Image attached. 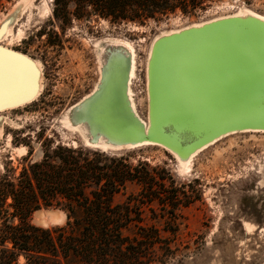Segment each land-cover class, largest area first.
Wrapping results in <instances>:
<instances>
[{"label": "rangeland", "instance_id": "374dc122", "mask_svg": "<svg viewBox=\"0 0 264 264\" xmlns=\"http://www.w3.org/2000/svg\"><path fill=\"white\" fill-rule=\"evenodd\" d=\"M53 6V0H0V47L38 61L37 76L43 85L36 99L0 110V174H20L24 166L40 161L58 145L102 150L85 143L92 134L82 118L90 117L94 129L115 133V109L108 100L122 76L129 104L128 86L132 92L134 113L145 123L152 122L151 130L158 136L163 134V124H172L174 131L166 137L172 144L177 145L178 133L198 138L222 133L181 161L178 152L158 142L122 149L109 143L105 150L127 153L133 164L146 161L165 167L193 196L177 220L180 249L165 264H264V107L254 95L253 100L239 101L241 93L233 92L264 86V40L225 24L204 28L155 52L160 41L176 32L213 21L232 19L264 27L256 18L264 17V0H219L198 16L176 14L144 25L95 17L62 19L54 15ZM9 25L12 32L5 34ZM130 49L135 67L131 78ZM216 52L223 58L231 55V74L226 77L222 71L211 91L206 72ZM115 58L121 61L119 66ZM19 67L30 70L23 64ZM104 74V109L101 101L84 115L76 113L74 106L102 84ZM5 101L0 100V107L10 103ZM125 131L129 132L122 123L120 132ZM97 138L106 141L103 135ZM135 190L130 185L127 193ZM124 197L119 195L116 201ZM142 215V223L164 226V220L152 218L148 210ZM29 220L47 228L63 225L66 216L59 207L42 206ZM17 264H23L22 256Z\"/></svg>", "mask_w": 264, "mask_h": 264}, {"label": "trees", "instance_id": "16d2710c", "mask_svg": "<svg viewBox=\"0 0 264 264\" xmlns=\"http://www.w3.org/2000/svg\"><path fill=\"white\" fill-rule=\"evenodd\" d=\"M216 1L53 0V13L144 25L198 16ZM130 185L136 190L127 193ZM119 195L125 197L116 201ZM192 200L165 167L133 164L123 152L58 145L20 174H0V264H17L19 256L23 264H165L180 249L177 220ZM42 206L61 208L65 223H30ZM146 210L164 226L142 223Z\"/></svg>", "mask_w": 264, "mask_h": 264}, {"label": "bare ground", "instance_id": "6f19581e", "mask_svg": "<svg viewBox=\"0 0 264 264\" xmlns=\"http://www.w3.org/2000/svg\"><path fill=\"white\" fill-rule=\"evenodd\" d=\"M256 18H257V21L259 23H263L264 24V17L256 16ZM225 20H230V19L219 20L217 22L213 21L212 23L206 24V25H204L202 27L201 26L200 27H196L195 26V27H193V29L185 31V32H176L173 36L160 41L155 47V52L158 51V48L163 49L164 47H166V45H168V44H170L172 42H175V41H177L180 38H183L185 36H182V37H179V38H176V39H172V40H168L170 38H173V37L178 36L180 34H186V33L188 35H190V34L196 35V34L200 33L201 31H203L204 28L205 29L206 28H219L223 24L222 25H218V24L220 22H222V21H225ZM235 22L241 23V24H248L246 22H240V21H236V20H235ZM230 25L234 26V24H230ZM133 27L137 28V26H133ZM206 30H208V29H206ZM11 32H12V29H11V26L9 25L6 28L5 34H10ZM18 33H19V31H18ZM188 35H186V36H188ZM18 38H20V37H18ZM165 40H168V41H165ZM163 41H165V42H163ZM176 43H178V42H176ZM119 47H122V46H119ZM132 49H130L129 51L127 50L128 52H130L129 53L130 54V69H129L130 78H131V75L133 76L134 69H135L134 62H133V51H132ZM163 51H164V49H163ZM163 51H162V53H163ZM14 52H16V51H14ZM16 53L20 54L21 56H24L25 58H27L30 63L26 62L24 60H21L20 58L14 56L12 54H9L7 52H4L3 50L0 49V79L3 81V84H4L3 85V84L0 83V100H6L5 102H10L8 104L2 105V106H5V107H7V105L15 103L19 99H21V98L25 97L26 95L30 94L35 89V87H36V96L35 97H37V95L40 93V91L42 89V86H43L39 82V78L37 76L38 75L37 73L41 70L39 62L30 59V57H27V56H25L22 53H18V52H16ZM230 58H231V55H228L225 58L221 57L219 52H216V53L213 54L212 60H211V67L206 72L207 77H208V80L206 81V85L209 86L211 91L214 89V87H217L218 80H219V79H217V77L219 76V74L222 71H225L226 77H230L231 73L228 74L229 70H230V68H229ZM19 64H23V65L29 67V69H30L29 72L22 71L20 69V67H19ZM32 66L36 70V74L33 73ZM36 84H37V86H36ZM242 84L245 86V88H247V83L246 82H242ZM257 86H258V89H256L255 91H253V89L249 90V91H240L238 88H234L233 92L236 93V94H240L241 93V95H240V97L238 99L239 101L243 97L248 98L249 100H253V95H254L257 99L260 100V104L264 107V86L262 88H260V89H259L260 85H257ZM127 91H128V96H129L131 108L135 110V108H134V106L132 104V101H133L132 98H131V93L132 92H131L129 86H128ZM225 96H226V94H225ZM35 97H34V99H36ZM21 105H23V104H21ZM13 107H17V106H10V108H13ZM3 108L4 107H0V110L3 109ZM7 119H5V121H7ZM142 122H144V121L142 120ZM8 123H11V122H8ZM76 125H77V123H76ZM144 126H145V129L148 132L151 131L156 136H158V133L153 132L154 130L153 131L151 130L153 128L152 122H150V124H147V122L146 123L144 122ZM147 131H145L146 134H147ZM227 132H229V130H226L224 133H227ZM220 134H222V133L218 132V133H211V134L205 136L204 137L205 139L209 138V137H210V139L205 141V142H203L202 144H200V145H198L196 147L191 148L190 150H188V149L182 150L181 154L177 155V158L181 161L183 158L194 156L195 153L198 150H202L203 148H205L208 145V143H213L214 139L217 136H219ZM145 142H154V141L145 140ZM85 143L88 144V145L89 144H93L96 147H100L102 149V151H105L106 148L108 147V144H109V142L102 141L99 138L96 140L95 143H92V142H90V137H86ZM142 144H144V143H142ZM128 145L130 147H134V146H132L129 143H128ZM139 145H141V144H138L136 146H139ZM24 152H25V150H24Z\"/></svg>", "mask_w": 264, "mask_h": 264}, {"label": "water", "instance_id": "95a60500", "mask_svg": "<svg viewBox=\"0 0 264 264\" xmlns=\"http://www.w3.org/2000/svg\"><path fill=\"white\" fill-rule=\"evenodd\" d=\"M222 24L223 25L234 24V26L237 25V27L241 28L240 30H243L242 32H245V33L250 32L252 35L258 36L259 38L261 37L260 40H264V27L258 24H241V23L235 22V20H225V21L220 22L218 25H222ZM186 35L188 34L187 33L180 34L168 40L176 39V38L186 36ZM168 40H165V41H168ZM252 40L256 41L257 39L252 38ZM0 49L3 50L4 52H7L9 54H12L20 58L21 60L29 62L27 58H25L24 56H21L20 54H17L16 52L6 50L2 47H0ZM114 60L119 66L121 61L117 58H115ZM105 79H106V76L104 74V80L102 84L94 92L89 94V96L82 99L78 104L74 106L76 108V113L80 111L82 115H84V112L87 111V109L91 105L97 104V103L101 104V101H103V109H104V105H105L104 100H107ZM35 96H36V87L30 94L19 99L13 104L7 105V107H4L3 109L8 108L10 106H18L21 104L28 103L32 101ZM108 101L112 104V106H114V109H115L116 129H115L114 134L110 130H105L102 128L94 129L93 121L90 117L87 116L86 118L85 117L82 118L83 120L87 121L90 124V133L92 134L90 137V142L92 143L96 142V140L98 139L97 138L98 136L103 135V137L105 138L107 142L120 147L119 149H122V146H126L128 145V143L131 144L132 146H136L138 144L144 143L145 140H150V141L163 144L164 146H166L167 148H170L174 152H178L179 154H181V149L186 148L190 150L191 148L196 147L210 139V137L205 139V138H198L196 135H192V134L183 135L182 133H178V136H179L177 138L178 143L177 145H174L166 139V137L172 134L174 131L172 124H169V123L163 124L162 136H156L151 131L145 134L144 122H142V120L138 117V115L134 113L130 104L126 100V94H124V91L122 88V76L117 82L116 92L114 93V96L110 97ZM122 123H123L124 128L129 130L128 133L125 131L126 133L121 134L120 130H121ZM130 132L131 134H129Z\"/></svg>", "mask_w": 264, "mask_h": 264}, {"label": "flooded vegetation", "instance_id": "af4514ba", "mask_svg": "<svg viewBox=\"0 0 264 264\" xmlns=\"http://www.w3.org/2000/svg\"><path fill=\"white\" fill-rule=\"evenodd\" d=\"M81 101V100H80Z\"/></svg>", "mask_w": 264, "mask_h": 264}]
</instances>
